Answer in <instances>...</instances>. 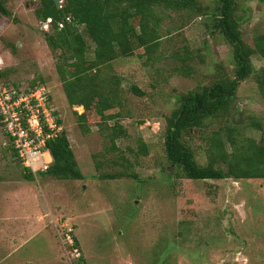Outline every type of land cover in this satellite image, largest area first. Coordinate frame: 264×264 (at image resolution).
Returning <instances> with one entry per match:
<instances>
[{
	"label": "rangeland",
	"instance_id": "1",
	"mask_svg": "<svg viewBox=\"0 0 264 264\" xmlns=\"http://www.w3.org/2000/svg\"><path fill=\"white\" fill-rule=\"evenodd\" d=\"M201 1L207 15L159 11L161 40L150 56L141 48L102 71L121 80V105L108 111L115 117L105 121L88 111L81 121L57 71L61 52L47 44L50 26L36 13L41 0H6L11 14L0 13L2 78L18 87L40 79L52 88L85 178L39 172L29 179L0 125V264H264V178L190 179L166 155L179 96L234 76V45L220 32L210 34L220 2ZM236 5L243 41L253 47L264 33V0ZM80 29L92 60L95 44ZM186 48L183 61L178 53ZM252 64L259 70L264 58L254 54ZM253 118L261 130L251 127ZM117 121L127 134L113 139ZM228 127L240 139L264 136V96L253 75L240 82L227 114L184 135L199 165L210 164L211 138Z\"/></svg>",
	"mask_w": 264,
	"mask_h": 264
},
{
	"label": "trees",
	"instance_id": "2",
	"mask_svg": "<svg viewBox=\"0 0 264 264\" xmlns=\"http://www.w3.org/2000/svg\"><path fill=\"white\" fill-rule=\"evenodd\" d=\"M219 2L220 5L212 12L214 29L210 34L220 32L234 45V76L226 74L211 85L179 96L180 106L168 123L166 155L171 165L180 167L183 175L190 179L264 178V136L261 141L254 138L244 140L238 137L235 127L216 131L211 138L212 158L207 166L196 162L192 149L184 140V135H188L194 128H202L206 120L229 112L242 80L253 75L264 96V66L256 70L252 64L254 54L264 58V33L256 35L253 47L244 43L242 18L236 12V0ZM163 10L188 11L195 16L207 15L209 11L201 0H63L61 6L55 0H41L36 13L42 21L51 18V32L46 33L45 37L52 51L61 52L59 58L62 61L58 62L57 71L63 81L66 98L71 105L84 106V111L78 115L79 120H86L88 111L98 113L105 121L115 117L112 113L108 114V111L121 105V80L108 77L102 71L111 66L117 57L134 56L141 48L144 49V55L150 56L160 44L159 11ZM0 13L11 14L6 0H0ZM68 17H71V21ZM81 26H84L85 32L95 44L92 60H88L86 55L88 43ZM178 55L185 61L190 52L186 48L183 55ZM4 75V72L0 73V76ZM40 85L48 84L44 80L35 79L27 87ZM133 89L137 95L144 94L136 86ZM62 120L61 116L59 123ZM250 125L259 130L263 127L254 118ZM111 129L113 139L127 134L118 121ZM10 146L16 157L11 141ZM47 146L54 161L46 174L61 179L85 178L64 130L48 140ZM219 160L228 165L227 169L215 167ZM24 169L29 172V179L35 178V174ZM72 238V247L78 248V238L73 234Z\"/></svg>",
	"mask_w": 264,
	"mask_h": 264
},
{
	"label": "built area",
	"instance_id": "3",
	"mask_svg": "<svg viewBox=\"0 0 264 264\" xmlns=\"http://www.w3.org/2000/svg\"><path fill=\"white\" fill-rule=\"evenodd\" d=\"M67 19L71 21V17ZM45 24L51 29V18ZM3 64L0 56V73L5 70ZM2 77L4 76H0V125L9 137L21 165L35 176L39 172H46L54 161L47 146L48 140L63 131V125L59 123L62 116L60 109L52 102V88L49 85L18 87L4 81ZM74 109L81 114L84 106L77 105Z\"/></svg>",
	"mask_w": 264,
	"mask_h": 264
},
{
	"label": "water",
	"instance_id": "4",
	"mask_svg": "<svg viewBox=\"0 0 264 264\" xmlns=\"http://www.w3.org/2000/svg\"><path fill=\"white\" fill-rule=\"evenodd\" d=\"M56 4L60 6L62 4L61 0H55Z\"/></svg>",
	"mask_w": 264,
	"mask_h": 264
}]
</instances>
